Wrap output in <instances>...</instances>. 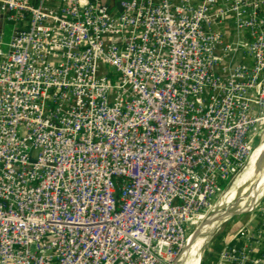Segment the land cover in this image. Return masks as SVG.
Masks as SVG:
<instances>
[{
    "label": "built area",
    "instance_id": "obj_1",
    "mask_svg": "<svg viewBox=\"0 0 264 264\" xmlns=\"http://www.w3.org/2000/svg\"><path fill=\"white\" fill-rule=\"evenodd\" d=\"M107 1L0 0V264H171L264 129V0Z\"/></svg>",
    "mask_w": 264,
    "mask_h": 264
},
{
    "label": "rangeland",
    "instance_id": "obj_2",
    "mask_svg": "<svg viewBox=\"0 0 264 264\" xmlns=\"http://www.w3.org/2000/svg\"><path fill=\"white\" fill-rule=\"evenodd\" d=\"M10 27V26H9ZM8 30L9 28L6 27ZM264 140V129L254 137L252 141V148H251V154L253 151L261 144V142ZM250 154V156H251ZM247 163V161H246ZM245 163V165H246ZM245 165L238 171L234 172V174L231 176V178L226 182L225 186L220 189V191L215 195L214 201H213V207L210 211H212L215 206L218 204L219 198L222 197V195L228 190V186L231 184V182L238 176L239 173H241V170L243 171ZM264 176L260 177L257 181L253 183H249L246 187H242L238 190L236 196H240L237 199L235 208L237 205L239 208L244 207L250 203H253L255 201L252 200L253 202H250L252 199L254 191L257 189L261 188L264 184ZM234 209L231 205L229 208ZM210 211L206 214V216L210 213ZM264 214V196L257 202L255 207L248 212V214L242 215V216H236L235 218L221 224L211 235V238L208 239L207 241L205 240L197 253L191 258L190 264H211L212 257L216 254L217 251H219L218 247L223 246L225 244L230 243V235H232L233 231L237 229H243L249 225L254 218L257 215ZM204 216L203 218H195L193 219L189 230H188V235L190 236L191 233L202 223V221L205 219ZM235 239V238H234ZM189 241H187L186 245L189 244ZM185 248V247H184ZM183 251V250H182ZM181 251V253H182ZM181 253L174 259V261L171 264H175L176 261L178 260L179 256ZM211 253H213L211 255Z\"/></svg>",
    "mask_w": 264,
    "mask_h": 264
},
{
    "label": "bare ground",
    "instance_id": "obj_3",
    "mask_svg": "<svg viewBox=\"0 0 264 264\" xmlns=\"http://www.w3.org/2000/svg\"><path fill=\"white\" fill-rule=\"evenodd\" d=\"M264 176V140L261 144L253 151L247 163L241 173L231 182L228 186V190L222 195L221 198L218 200V204L215 206L213 210H218L222 208L224 205L230 204L232 207L235 208L236 202L238 197L236 196L238 190L242 187H246L249 183H253L257 181L260 177ZM256 200V192L254 191L252 200ZM239 205V204H238ZM237 205V208L239 206ZM216 224H211L205 230L197 233L189 242L188 245L185 244V248L181 255L179 256L178 260L175 264H190L191 258L197 253L199 248L201 247L202 243L211 238L213 232L218 228Z\"/></svg>",
    "mask_w": 264,
    "mask_h": 264
},
{
    "label": "crops",
    "instance_id": "obj_4",
    "mask_svg": "<svg viewBox=\"0 0 264 264\" xmlns=\"http://www.w3.org/2000/svg\"><path fill=\"white\" fill-rule=\"evenodd\" d=\"M106 3L113 5L114 3H116V0H109ZM9 26L10 25L5 26L4 28L6 37H9V34H11L12 32V27H9ZM6 27H8L9 29L7 30ZM221 29L223 30L226 39L233 38L234 30H233V25L231 21L226 20L221 25ZM255 192H256V199H258L259 196L264 192V184L261 188L257 189ZM245 214H248V212ZM229 240H230L229 244L220 246V248L218 247V249H221L222 247L228 248L234 245L243 246L245 244L247 245L249 244L250 254L253 255V257H259L260 259H263L264 261V214L257 215L254 218V220L249 225H247L246 229L243 228V229H237L233 231L232 235H230ZM216 254L214 255V257H212L211 264H214V259H215Z\"/></svg>",
    "mask_w": 264,
    "mask_h": 264
},
{
    "label": "water",
    "instance_id": "obj_5",
    "mask_svg": "<svg viewBox=\"0 0 264 264\" xmlns=\"http://www.w3.org/2000/svg\"><path fill=\"white\" fill-rule=\"evenodd\" d=\"M264 196V192L256 199L253 203H250L244 207L231 209L229 208L230 204L224 205L222 208L218 210H212L210 213L205 217L202 223L191 233L188 238V241L192 239L197 233L205 230L211 224H216L220 226L221 224L235 218L236 216L243 215L249 212L253 207H255L256 203Z\"/></svg>",
    "mask_w": 264,
    "mask_h": 264
},
{
    "label": "trees",
    "instance_id": "obj_6",
    "mask_svg": "<svg viewBox=\"0 0 264 264\" xmlns=\"http://www.w3.org/2000/svg\"><path fill=\"white\" fill-rule=\"evenodd\" d=\"M264 181V180H263ZM226 182L222 183L221 188L224 187ZM213 254V253H212ZM213 256V255H212Z\"/></svg>",
    "mask_w": 264,
    "mask_h": 264
}]
</instances>
